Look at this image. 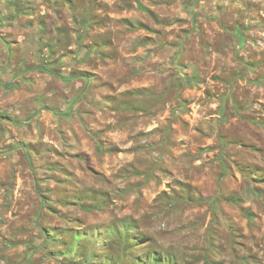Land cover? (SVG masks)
<instances>
[{"label": "rangeland", "instance_id": "1", "mask_svg": "<svg viewBox=\"0 0 264 264\" xmlns=\"http://www.w3.org/2000/svg\"><path fill=\"white\" fill-rule=\"evenodd\" d=\"M141 262L264 264V0H0V264Z\"/></svg>", "mask_w": 264, "mask_h": 264}, {"label": "water", "instance_id": "2", "mask_svg": "<svg viewBox=\"0 0 264 264\" xmlns=\"http://www.w3.org/2000/svg\"><path fill=\"white\" fill-rule=\"evenodd\" d=\"M10 84H11V83H7V84H6V87H9V86H10Z\"/></svg>", "mask_w": 264, "mask_h": 264}, {"label": "trees", "instance_id": "3", "mask_svg": "<svg viewBox=\"0 0 264 264\" xmlns=\"http://www.w3.org/2000/svg\"><path fill=\"white\" fill-rule=\"evenodd\" d=\"M139 264H144V263L141 262V263H139Z\"/></svg>", "mask_w": 264, "mask_h": 264}]
</instances>
